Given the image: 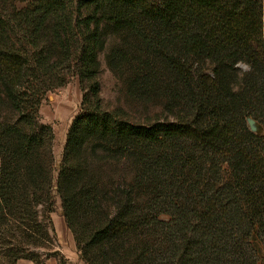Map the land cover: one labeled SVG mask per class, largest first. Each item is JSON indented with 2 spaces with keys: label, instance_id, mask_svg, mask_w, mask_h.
Wrapping results in <instances>:
<instances>
[{
  "label": "trees",
  "instance_id": "16d2710c",
  "mask_svg": "<svg viewBox=\"0 0 264 264\" xmlns=\"http://www.w3.org/2000/svg\"><path fill=\"white\" fill-rule=\"evenodd\" d=\"M7 3L0 264L59 256L41 253L57 199L86 264H264V0ZM109 34L139 57V92L180 110L172 119L143 123L105 107ZM163 72L174 83L161 85ZM74 77L83 98L57 161L40 107Z\"/></svg>",
  "mask_w": 264,
  "mask_h": 264
},
{
  "label": "rangeland",
  "instance_id": "374dc122",
  "mask_svg": "<svg viewBox=\"0 0 264 264\" xmlns=\"http://www.w3.org/2000/svg\"><path fill=\"white\" fill-rule=\"evenodd\" d=\"M6 1L0 0V9L10 6L8 3L7 6H4ZM18 5L22 6L21 4ZM106 40L105 48L99 55L101 62L99 80L101 84V97L105 107L110 110L122 108L129 114V118L143 123L156 119H172L179 109L171 111L165 107L166 101L163 98L151 99L150 95H145L150 90L140 93L143 91L142 87L139 86L140 81L137 78V74L138 69L140 70L142 66H137L138 63L140 64V59L136 53L131 55L130 44L113 34H109ZM113 51L116 54L115 59L121 66L120 69L114 71L109 68L106 60L107 54H111ZM127 60H132L131 64ZM237 67L241 72L247 70L246 65ZM163 74L165 75L164 72ZM159 77L161 85L170 84V80L171 84L172 82L174 83V79L169 80L167 75L162 76L160 73ZM82 98L83 91L81 90L79 80L77 77H74L70 79L66 86L49 91L43 99L40 107V116L44 123L50 124L54 129L53 152L57 161L61 160L70 127L74 118L80 112ZM255 125L258 130L259 127L256 122ZM47 219L51 221L52 227L55 230L51 234L53 236L55 234V237L52 243L46 244L44 249L41 250L43 258L47 253H51L59 255L48 259L57 262V264H60L61 257L65 260V264H80L78 259H72L73 256H79V251L77 250L74 235L68 229L62 215L60 199H57L55 211L47 213ZM20 264L35 263L30 260H21ZM45 264H47V260Z\"/></svg>",
  "mask_w": 264,
  "mask_h": 264
},
{
  "label": "crops",
  "instance_id": "0c3cea01",
  "mask_svg": "<svg viewBox=\"0 0 264 264\" xmlns=\"http://www.w3.org/2000/svg\"><path fill=\"white\" fill-rule=\"evenodd\" d=\"M76 255H77V254H76ZM74 258H75L76 260L78 259V261H80V262H79L80 264H86V263H85V262H84V261L78 256V255L72 257V259H74ZM55 263L57 264V262H55V261L47 260V264H55Z\"/></svg>",
  "mask_w": 264,
  "mask_h": 264
},
{
  "label": "water",
  "instance_id": "95a60500",
  "mask_svg": "<svg viewBox=\"0 0 264 264\" xmlns=\"http://www.w3.org/2000/svg\"><path fill=\"white\" fill-rule=\"evenodd\" d=\"M249 124H250V127L253 131H257V127L255 125V121L253 119H249Z\"/></svg>",
  "mask_w": 264,
  "mask_h": 264
}]
</instances>
